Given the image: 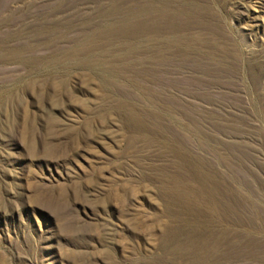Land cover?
<instances>
[{
	"label": "rangeland",
	"instance_id": "obj_1",
	"mask_svg": "<svg viewBox=\"0 0 264 264\" xmlns=\"http://www.w3.org/2000/svg\"><path fill=\"white\" fill-rule=\"evenodd\" d=\"M0 264H264V0H0Z\"/></svg>",
	"mask_w": 264,
	"mask_h": 264
}]
</instances>
